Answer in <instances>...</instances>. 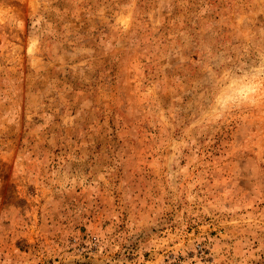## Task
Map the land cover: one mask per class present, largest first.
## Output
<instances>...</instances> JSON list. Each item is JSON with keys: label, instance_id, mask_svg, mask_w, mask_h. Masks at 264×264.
<instances>
[{"label": "rangeland", "instance_id": "1", "mask_svg": "<svg viewBox=\"0 0 264 264\" xmlns=\"http://www.w3.org/2000/svg\"><path fill=\"white\" fill-rule=\"evenodd\" d=\"M264 0H0V264H264Z\"/></svg>", "mask_w": 264, "mask_h": 264}, {"label": "clouds", "instance_id": "2", "mask_svg": "<svg viewBox=\"0 0 264 264\" xmlns=\"http://www.w3.org/2000/svg\"><path fill=\"white\" fill-rule=\"evenodd\" d=\"M210 79L215 92L209 101V114L220 116L239 107H253L264 102V61L217 71Z\"/></svg>", "mask_w": 264, "mask_h": 264}]
</instances>
